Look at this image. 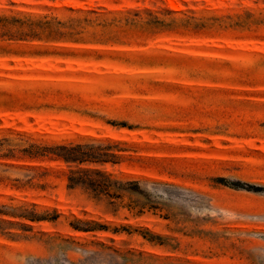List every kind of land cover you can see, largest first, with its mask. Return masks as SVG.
Wrapping results in <instances>:
<instances>
[{
	"label": "rangeland",
	"instance_id": "374dc122",
	"mask_svg": "<svg viewBox=\"0 0 264 264\" xmlns=\"http://www.w3.org/2000/svg\"><path fill=\"white\" fill-rule=\"evenodd\" d=\"M0 264H264V0H0Z\"/></svg>",
	"mask_w": 264,
	"mask_h": 264
},
{
	"label": "trees",
	"instance_id": "16d2710c",
	"mask_svg": "<svg viewBox=\"0 0 264 264\" xmlns=\"http://www.w3.org/2000/svg\"><path fill=\"white\" fill-rule=\"evenodd\" d=\"M124 125V124H123ZM52 151L61 157L67 163L80 164L86 161L104 162L110 158H116L115 154H108L106 152H100L99 147L87 144H74V145H57L52 148ZM97 174L99 176L108 178L101 171H90V170H71L69 175L70 185H90L95 187L96 191H101L100 188L104 189L107 185H100L97 180H92L89 175ZM100 187V188H98Z\"/></svg>",
	"mask_w": 264,
	"mask_h": 264
}]
</instances>
